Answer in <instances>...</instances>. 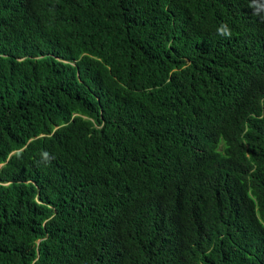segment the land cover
Returning a JSON list of instances; mask_svg holds the SVG:
<instances>
[{
  "label": "trees",
  "instance_id": "1",
  "mask_svg": "<svg viewBox=\"0 0 264 264\" xmlns=\"http://www.w3.org/2000/svg\"><path fill=\"white\" fill-rule=\"evenodd\" d=\"M249 1L0 0V264H264Z\"/></svg>",
  "mask_w": 264,
  "mask_h": 264
},
{
  "label": "clouds",
  "instance_id": "2",
  "mask_svg": "<svg viewBox=\"0 0 264 264\" xmlns=\"http://www.w3.org/2000/svg\"><path fill=\"white\" fill-rule=\"evenodd\" d=\"M248 4H250V1L249 0H247V5ZM220 31H223V28H221ZM229 34H231V33H229Z\"/></svg>",
  "mask_w": 264,
  "mask_h": 264
}]
</instances>
